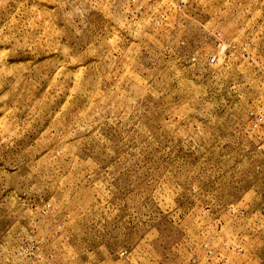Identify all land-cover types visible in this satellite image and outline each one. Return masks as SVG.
I'll list each match as a JSON object with an SVG mask.
<instances>
[{"label":"rangeland","instance_id":"rangeland-1","mask_svg":"<svg viewBox=\"0 0 264 264\" xmlns=\"http://www.w3.org/2000/svg\"><path fill=\"white\" fill-rule=\"evenodd\" d=\"M0 264H264V0H0Z\"/></svg>","mask_w":264,"mask_h":264},{"label":"built area","instance_id":"built-area-1","mask_svg":"<svg viewBox=\"0 0 264 264\" xmlns=\"http://www.w3.org/2000/svg\"><path fill=\"white\" fill-rule=\"evenodd\" d=\"M217 49L218 48H221V52L224 53L225 52V49H226V45L224 44L223 41H217ZM222 56L219 55L217 52H214L213 54H210L207 58V63L210 64V65H216L218 63L219 60H223L221 58ZM255 120H254V123L252 124V128H257L260 124H261V121H262V118L260 116L256 117L254 116Z\"/></svg>","mask_w":264,"mask_h":264}]
</instances>
